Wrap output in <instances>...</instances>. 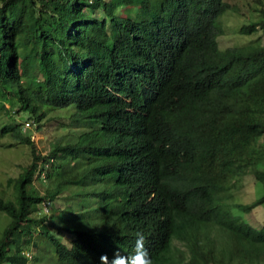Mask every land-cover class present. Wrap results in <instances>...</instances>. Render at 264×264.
Returning <instances> with one entry per match:
<instances>
[{
  "label": "trees",
  "instance_id": "1",
  "mask_svg": "<svg viewBox=\"0 0 264 264\" xmlns=\"http://www.w3.org/2000/svg\"><path fill=\"white\" fill-rule=\"evenodd\" d=\"M257 1L259 18L240 32L264 35ZM228 7L223 0H0V112L8 119L0 136L31 155L10 178L11 195L0 188L8 216L0 264L37 260L28 254L37 238L56 264H100L117 249L130 253L137 232L153 264H264V223L226 222L211 199L249 165L264 188V138L263 148L256 143L264 134V39L219 48L217 16ZM157 51L168 57L156 62ZM63 107L87 128L41 154L23 119L39 128L49 109ZM65 192L72 203L59 209L54 232L44 212L34 215L45 203L58 209L54 200ZM263 201L264 191L239 207ZM172 238L184 244L176 258L167 255Z\"/></svg>",
  "mask_w": 264,
  "mask_h": 264
},
{
  "label": "rangeland",
  "instance_id": "2",
  "mask_svg": "<svg viewBox=\"0 0 264 264\" xmlns=\"http://www.w3.org/2000/svg\"><path fill=\"white\" fill-rule=\"evenodd\" d=\"M230 4V7L223 10L218 16L216 25L220 29L221 33L215 38L216 43L219 48L226 46H241L253 43L262 42L264 35L262 33L253 31L249 33L240 32V27L249 22L250 20H255L259 18V14L256 12V8L260 6L257 0H224ZM264 4V0H262ZM7 106V103H5ZM71 108H53L49 109L46 113L45 118L41 121L39 128H35L36 122L31 119H23L28 122L25 126L28 127V133L33 141L36 150L43 154L47 151L49 144L54 139L61 135L67 133H76L81 129H86V125L81 122L75 121L76 119L68 118V114L72 111ZM24 113L19 115H14L15 119H22ZM8 121L7 116L3 111L0 112V123ZM25 122V121H23ZM24 124V123H23ZM26 130V129H25ZM264 138V134L259 136L256 140L257 148H263L262 142H259ZM31 155L29 152V147L26 144L15 143L14 140L6 134L0 136V188L4 191L5 195H11L12 187L10 183V178L17 175L21 170V167L26 165L30 161ZM35 183H37L35 181ZM264 191L263 186L255 179L252 173V167L249 165L245 168L241 180L238 184L231 189V193L236 201H249L257 196H259ZM64 194L59 195L54 200V205L58 209H53L52 205L47 204L45 208L42 206L39 208L38 212L34 216H38L41 212L45 214L47 218V223L52 225L51 229L55 232V228L58 224L62 223L58 221L61 215L60 208H64L66 205H71L72 199L65 197ZM41 210V211H40ZM253 210L247 213H242V218L253 225H258L264 221V202L255 206ZM50 214L53 217H50ZM8 216L0 211V229L7 222ZM62 233V234H61ZM58 235H61L63 240H66L68 233L61 229ZM33 236V235H32ZM34 238L37 235L34 234ZM37 246L31 249L32 252L28 251V254L36 253L38 259L32 262L29 259L24 264H47L51 262L56 264L55 258L52 254V249L46 247V241L43 238H37L35 241ZM43 245H45L44 248ZM184 245L179 240L173 239L171 242V249L168 252L169 257H175V249H182ZM29 256V255H28ZM50 264V263H48Z\"/></svg>",
  "mask_w": 264,
  "mask_h": 264
},
{
  "label": "clouds",
  "instance_id": "3",
  "mask_svg": "<svg viewBox=\"0 0 264 264\" xmlns=\"http://www.w3.org/2000/svg\"><path fill=\"white\" fill-rule=\"evenodd\" d=\"M225 2H227V1H225ZM229 7H230V4H229ZM220 33H221V31H219L215 35V38ZM215 42H216V40H215ZM216 45H217V43H216ZM226 47H232V46H226ZM226 47H223V48H226ZM152 57L156 62H158V61H161L164 58L168 57V55H167L166 51H157V52H153ZM244 170H243V172H244ZM242 175H243V173H242ZM241 178H242V176H241ZM238 182H236V184L231 186L229 189H224L218 193H216L214 191L211 194L212 203L214 205L218 206L217 212L224 221L247 224L250 227L252 226V227L258 228L264 223V221L258 225H253L250 222L244 220L241 215L243 212L247 213L248 211H250V212L256 211V210H253V208L255 206L261 204L262 202L256 203V205H254L249 210L239 207V205H241V204H247V203L254 202V200L258 196L249 200V201H240V200L236 201L230 191L232 188H234L238 184ZM229 183H233V181L229 180ZM172 240H173V238L171 239V242H172ZM145 244H146L145 235L142 232H137L135 243H134V246H133L132 251L130 253H122L119 249H117L112 253L111 257H109L107 254L101 255L100 264H153V259L150 255L148 249L146 248Z\"/></svg>",
  "mask_w": 264,
  "mask_h": 264
},
{
  "label": "built area",
  "instance_id": "4",
  "mask_svg": "<svg viewBox=\"0 0 264 264\" xmlns=\"http://www.w3.org/2000/svg\"><path fill=\"white\" fill-rule=\"evenodd\" d=\"M47 205V203L43 204V207L45 208V210H47V208L45 207Z\"/></svg>",
  "mask_w": 264,
  "mask_h": 264
}]
</instances>
